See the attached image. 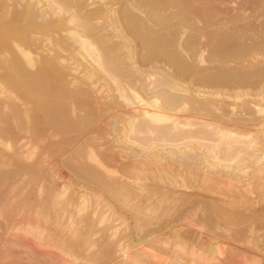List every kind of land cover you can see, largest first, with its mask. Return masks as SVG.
<instances>
[{
	"label": "bare ground",
	"instance_id": "obj_1",
	"mask_svg": "<svg viewBox=\"0 0 264 264\" xmlns=\"http://www.w3.org/2000/svg\"><path fill=\"white\" fill-rule=\"evenodd\" d=\"M213 114L221 128L264 133V0H0V178L39 180L56 151L76 179L129 195L144 190L128 181L138 164L180 168V139L207 134ZM101 124L140 148L127 147V164L90 138ZM53 192L86 210L82 192ZM111 225L96 233L115 237Z\"/></svg>",
	"mask_w": 264,
	"mask_h": 264
},
{
	"label": "rangeland",
	"instance_id": "obj_2",
	"mask_svg": "<svg viewBox=\"0 0 264 264\" xmlns=\"http://www.w3.org/2000/svg\"><path fill=\"white\" fill-rule=\"evenodd\" d=\"M235 13L230 9L229 15ZM183 114L181 121L199 117ZM206 119L213 122L207 134L180 139V168H169L167 158L161 161L167 169L138 164L128 181L144 190L134 188L129 195L76 179L56 151L52 160L44 159L39 180L0 178V264H264V133L221 128L215 114ZM94 127L87 132L98 131L89 136L100 150L112 155L117 167L127 164L130 144L116 142L105 124ZM226 140L238 142L225 151ZM78 184L91 190L83 193ZM58 187L67 197L82 192L86 210L54 204ZM94 208L107 212L96 226L115 225V237L96 233L88 219Z\"/></svg>",
	"mask_w": 264,
	"mask_h": 264
}]
</instances>
